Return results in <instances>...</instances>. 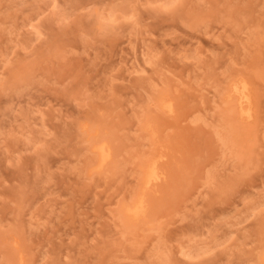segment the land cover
<instances>
[{
    "label": "rangeland",
    "instance_id": "1",
    "mask_svg": "<svg viewBox=\"0 0 264 264\" xmlns=\"http://www.w3.org/2000/svg\"><path fill=\"white\" fill-rule=\"evenodd\" d=\"M160 156L165 179L129 222ZM263 254L264 0H0V264Z\"/></svg>",
    "mask_w": 264,
    "mask_h": 264
},
{
    "label": "bare ground",
    "instance_id": "2",
    "mask_svg": "<svg viewBox=\"0 0 264 264\" xmlns=\"http://www.w3.org/2000/svg\"><path fill=\"white\" fill-rule=\"evenodd\" d=\"M231 96L235 97L238 102L240 109V117L245 121L249 122L254 117V110L252 108V94H251V83L247 79L235 80L232 84ZM161 106L168 112H175V103L172 99H161ZM94 154L99 159V169H102L112 158L113 151L109 143L101 142L97 145H93ZM163 156L156 157L147 161L143 167L142 176V190L137 196L130 202L123 204L122 214L129 222H137L141 220V217H146L147 211L149 210L148 204V193L149 191H155V187L159 186L165 179V172L162 169L161 160ZM264 261V254L262 256ZM23 262V257L21 258Z\"/></svg>",
    "mask_w": 264,
    "mask_h": 264
}]
</instances>
